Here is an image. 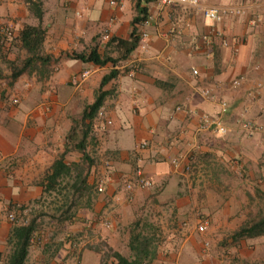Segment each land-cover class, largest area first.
Instances as JSON below:
<instances>
[{"label":"crops","instance_id":"crops-1","mask_svg":"<svg viewBox=\"0 0 264 264\" xmlns=\"http://www.w3.org/2000/svg\"><path fill=\"white\" fill-rule=\"evenodd\" d=\"M33 1L38 0H0V29L13 31L12 37L0 34V264H6L7 239L15 226L9 212L53 191H45L46 178L57 161L70 175L60 182L70 178L72 195L83 193L98 177L106 179V190L89 195L85 207H67L59 245L31 244L25 264H100V253L89 245L99 239L116 242L110 237L114 227L127 224L137 208L144 214L160 208L169 231L187 232L180 245L160 247L150 264H232L246 249L256 256L246 246L256 242L253 237L233 236L256 218L250 205L264 197V0H202L197 8H163L158 0H141L156 20L138 26L147 37L116 66L68 55L96 46L102 56H121L122 47L110 39H129L138 0L119 6L109 0H41L44 59L13 79L11 66H22L28 57L20 30L39 23ZM205 6L240 12L212 23L203 16ZM215 29L223 31L226 44ZM104 31L110 34L107 40L101 38ZM114 68L118 74L101 87ZM74 76L78 84L71 81ZM203 87L230 103L224 135L198 129L203 115L219 110L217 100L202 96ZM101 93L109 124L84 115ZM84 135L86 151L92 140L103 152L100 165L79 150ZM189 157L194 165L185 169ZM175 158L179 166L172 163ZM137 169L152 185L128 191L124 183L136 180ZM201 187L200 212L211 222L210 236L202 239L193 235L190 221L184 222L199 213L195 204ZM97 223L102 233L93 229Z\"/></svg>","mask_w":264,"mask_h":264},{"label":"rangeland","instance_id":"rangeland-1","mask_svg":"<svg viewBox=\"0 0 264 264\" xmlns=\"http://www.w3.org/2000/svg\"><path fill=\"white\" fill-rule=\"evenodd\" d=\"M9 95L10 94L5 96V98L8 99ZM16 96L14 95V97ZM87 146H88L87 151L94 160V163L96 165H100L101 164L100 158L104 159V154L101 151V149L98 147V143H93L92 140H89ZM59 185L60 186H57L56 189L53 190L52 192H47L43 194V196L37 199L35 202L26 205L24 207H21L19 211L17 210L19 223L26 224L32 220L35 221L36 230L33 236L32 245H44V246L48 245V247L50 245L51 247L58 246L60 241L59 239L63 237L62 233H64L65 231L64 226H66L65 221L63 222V220H61V215H63L64 210L67 207L68 209H70L71 207H73L74 209L85 207L83 206V202H85V200L89 195H93L96 192L94 189V184H92L90 185V188L85 189L83 193L79 192L78 194L72 195L71 193L74 192L70 186L71 185L70 178L64 179V181L60 182ZM203 190L204 188L202 187L199 188L196 196L197 204H195V208L199 213H197V216L195 217L194 220L193 219L189 220L188 218H186V220L184 221V222L190 221L191 229H193L194 231L193 235L200 237V239H202L201 236H206V235L210 236L209 228L211 224V222L207 221L206 217H203L205 216V214H202L200 212L202 209L201 202L204 203V201H202L204 197ZM68 194L70 196L69 199L67 200L65 199V196ZM263 200L264 197H261L255 203H252L250 205L252 206L253 209H255L256 218H258L262 213V211L264 210ZM162 205L163 203L159 204V206ZM140 209L142 208H137L134 215L130 214L131 216L132 215L135 216L133 219L128 215L127 224L119 223L118 226L114 227L115 228L114 234L110 237L113 238L114 241H116V242H112L114 244L113 246L116 249H118L125 255H129L131 253L132 249L130 247V237L132 230H134L136 234H141L142 237L150 239L149 248H153L157 246L158 255L161 250V249L159 250L160 247L161 248L166 247V245L168 244L180 245L184 241V239L187 236L186 234L187 232L184 234V232L181 231V229L178 231L173 230L174 232L169 231L170 227L167 225L168 221L165 219L161 220L160 216L164 217V213L160 208L156 211H152L149 209L146 214H144V212L142 213ZM256 218H251L247 222H251ZM200 221L205 222L207 224V230L203 235H201V233H199L195 229V224ZM99 225L100 224L97 223V227L93 228L94 230H97L98 233L101 232V229L98 228ZM104 232L106 231H103V233ZM253 240L256 242L249 243V245L246 246L247 247L250 246L252 251L256 250L257 252L256 256H252V255L249 256L246 249L244 253V257L242 258V255L235 257L233 259L232 264H264V234L253 237ZM204 241H202L203 244H205ZM74 242L76 241H72V243ZM108 242L106 240L99 239L92 245L90 244L89 246H92L93 248H100L101 251H106L107 249L106 245L112 244ZM137 245H138V241L137 242L135 241L133 246H137ZM252 246L253 247L256 246V247L253 248Z\"/></svg>","mask_w":264,"mask_h":264},{"label":"trees","instance_id":"trees-1","mask_svg":"<svg viewBox=\"0 0 264 264\" xmlns=\"http://www.w3.org/2000/svg\"><path fill=\"white\" fill-rule=\"evenodd\" d=\"M141 0H138L136 5L137 15L132 20V31L130 37L127 40L124 39H110V42L117 43V46L122 47V55L116 58L104 55L102 56L96 46L91 47L88 51L76 52L73 51L69 53L73 59H79L83 62H91L97 65H105L107 63H112L116 66L120 60L126 58L136 47L139 45L141 35L138 30V26L148 17L149 13L147 7L140 6ZM32 11L38 18V25H24L20 30L19 39L21 45L26 49L28 57L23 61L22 66L13 65L11 66L12 73L11 78L16 79L22 72H24L27 67H33L38 59H44L41 56L43 50V43L46 36V28L42 25V15L43 11L41 8V0L32 2ZM47 59V58H46ZM118 74L116 68L110 70L106 74L102 81L101 87L107 83L109 80L114 78ZM1 77V73H0ZM105 94L101 93L98 95L96 100L88 105L85 109L84 115L89 118L90 121L97 115L98 110L102 106ZM87 135L83 136V139L77 145L79 150L82 151L84 158L90 160L89 154L86 151L85 138ZM70 176L65 167L60 161L55 162L54 171L52 174L47 176V186L45 191L55 190L56 186L60 184V178ZM59 179V180H58ZM83 183V180L80 181ZM36 230L35 221L32 220L26 224L15 225L7 239L10 246L9 253L7 255L6 264H25L29 247L32 243V239ZM264 234V210L260 216L251 222H246L234 233V238H245V237H256ZM138 241L137 246H133L134 242ZM150 239L142 237L141 234H136L134 230L131 231L130 237V247L131 253L129 255L123 254L118 249H115L111 245H106V251H101L100 248H94L98 253H100V264H150L158 256V247L149 248Z\"/></svg>","mask_w":264,"mask_h":264},{"label":"built area","instance_id":"built-area-1","mask_svg":"<svg viewBox=\"0 0 264 264\" xmlns=\"http://www.w3.org/2000/svg\"><path fill=\"white\" fill-rule=\"evenodd\" d=\"M109 3L112 6H119L123 3V0H109ZM158 3L160 5V7H169V6H188V7H200L202 5V0H158ZM203 11V16L205 17V19L212 21V23H218L220 21L223 20L224 17H226L227 15H233V14H237L240 11L237 10L234 7H217V6H205L202 9ZM156 20V17L154 15H148V17L141 23L142 26H147L150 25L153 21ZM0 34H3L5 36L8 37H12L13 36V31L10 27H4L2 29H0ZM214 34L217 37H221L224 39V43L226 44L227 40L225 39V37H223V31L220 29H215ZM141 35V39H145L147 37V33L142 32L140 33ZM101 38L103 40H107L110 38V34L108 31H104V33L101 35ZM206 39V37H205ZM192 73L194 75H198L199 71L197 68H193L192 69ZM86 73H82L81 78L85 77ZM73 83L78 84L80 82V79L78 76H74L72 77L71 80ZM241 81V78L236 79L234 81L235 84H239ZM201 94L203 97H205L206 99L209 100H217L218 101V106H219V110L217 112V114L215 115H209V114H205L202 116L201 118V122L199 125V131H213L217 134L220 135H224L228 132V126L226 125V122L224 120L225 115L227 114L229 108H230V103L228 100L224 99V98H219L218 95L214 92V90L211 87H203L201 89ZM13 102L17 103L19 100L18 98L14 97ZM97 118L100 119H106L105 118V109L103 107H100V109L98 110L97 113ZM106 122L109 124L111 123L110 119H106ZM244 127H249L250 123L249 122H244L243 123ZM147 145V142H143L142 146ZM187 163L185 164V169H190L193 167L194 163H192L191 158L189 157L187 159ZM180 160L178 159H173L172 163L175 166H179L180 165ZM106 179L103 177H98L95 180L94 183V189L96 192L98 193H102L106 190ZM152 185V181L149 178H146L141 169H137L136 171V180H127L124 183V187L126 190L128 191H132L135 187H150ZM8 220L11 223H14V225H19V224H23V223H19V219L17 216V212L11 211L8 214ZM103 225L105 227H111V222L109 220H104L103 221ZM195 229L201 233L204 234L207 230V224L205 222H197L195 224ZM33 241V239H32ZM78 242V241H77ZM205 244L204 246H206L208 244V241H204ZM32 244V243H31Z\"/></svg>","mask_w":264,"mask_h":264}]
</instances>
